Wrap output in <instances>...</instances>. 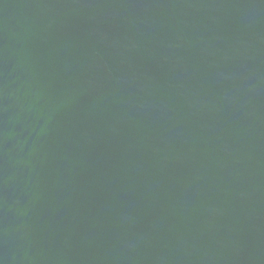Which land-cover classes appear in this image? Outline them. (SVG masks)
Segmentation results:
<instances>
[{
	"label": "water",
	"instance_id": "1",
	"mask_svg": "<svg viewBox=\"0 0 264 264\" xmlns=\"http://www.w3.org/2000/svg\"><path fill=\"white\" fill-rule=\"evenodd\" d=\"M0 264H264V0H0Z\"/></svg>",
	"mask_w": 264,
	"mask_h": 264
}]
</instances>
